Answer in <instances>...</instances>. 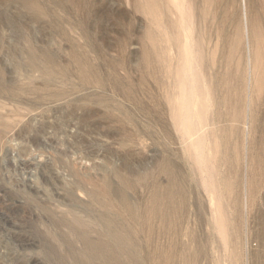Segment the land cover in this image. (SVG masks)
Wrapping results in <instances>:
<instances>
[{
    "label": "rangeland",
    "instance_id": "1",
    "mask_svg": "<svg viewBox=\"0 0 264 264\" xmlns=\"http://www.w3.org/2000/svg\"><path fill=\"white\" fill-rule=\"evenodd\" d=\"M185 1L0 0V264H264V2ZM104 178L109 195L85 186ZM82 235L107 244L94 258Z\"/></svg>",
    "mask_w": 264,
    "mask_h": 264
},
{
    "label": "bare ground",
    "instance_id": "2",
    "mask_svg": "<svg viewBox=\"0 0 264 264\" xmlns=\"http://www.w3.org/2000/svg\"><path fill=\"white\" fill-rule=\"evenodd\" d=\"M134 1V7L135 8H137V9H139V10H141V11H143L144 13H148V14H153L155 11H156V9H157V0H133ZM243 1V8L245 9V8H247V6H246V1L245 0H242ZM218 2H221L220 0H186L185 1V3H187V7H189V9H191V11H194L195 12V10L196 11H198V13H199V11L200 10H202L203 12L204 11H206V10H208L210 7H214L215 5H217L218 4ZM228 2V1H227ZM263 2H264V0H263ZM264 4V3H263ZM200 8V9H199ZM193 12V13H194ZM198 13H194V16L195 17H197V14ZM199 14H201V11H200V13ZM223 15H225V12H224V10L222 11H220L219 13H218V18H221ZM245 19H246V21H248V23H249V25H250V31L248 32V35L250 34V37L252 38V40H254V41H259L261 38H262V32H261V29L259 28V26L256 24V19H255V17L253 16V15H247L246 13H245ZM239 24V20L238 19H235V25H238ZM235 32H233V34L231 35V36H233V38H236V36H239V28H238V26L235 28V30H234ZM220 36L223 38V39H226V38H228V37H230L224 30H221L220 31ZM142 38H145V39H152V33L149 31V30H144L143 32H142ZM202 45L200 44V46L199 47H201ZM145 49H147V48H145ZM148 55V54H147ZM147 57V56H146ZM256 57H257V55H256ZM81 67V66H80ZM82 69H83V67H81ZM84 72H86L85 70H84ZM81 73L82 75L84 74V75H86V73ZM263 74H264V70L263 69H260L259 71H258V75H257V78H258V86H261L262 85V82H261V80H262V77H263ZM83 75V76H84ZM222 82L226 85V86H230V83L228 82V81H224V79L222 78ZM197 87V86H196ZM193 91H195V90H193ZM192 91V92H193ZM196 91H198V90H196ZM187 113V112H186ZM228 115V114H227ZM226 115V116H227ZM225 116V115H224ZM236 116V115H235ZM230 118V117H229ZM232 118H234V117H232ZM227 119H228V117H227ZM185 122H186V125H187V119L186 120H184ZM185 122H183L184 123V125H185ZM226 124H227V122H226ZM221 125H222V123H221ZM189 128V127H188ZM221 129V128H220ZM224 131V130H223ZM207 133H208V131H207ZM223 136L225 137V135L223 134ZM221 138L219 141H217V142H215V144H214V149H216V150H218V152H221L222 154H226L225 153V151L227 150L226 149V147H227V145H228V143H227V141H226V138ZM228 139V138H227ZM165 162H163V164H164ZM160 164V163H159ZM162 164V163H161ZM161 166V165H160ZM160 166H159V168H160ZM170 168V167H169ZM157 170L156 171H158V166H157V168H156ZM162 169H163V171H161V172H163V174H166L167 172H168V174L170 173V171L172 170H169L168 169V167H167V165L165 166V165H162ZM166 171V173H164L165 171ZM169 170V171H168ZM160 172V173H161ZM113 174H114V172H113ZM168 174H166V175H168ZM173 174V173H172ZM122 175V174H121ZM170 175V174H169ZM220 175V174H219ZM116 176V175H115ZM171 177H173V175H170ZM104 177V176H103ZM102 177V178H103ZM129 177V176H128ZM215 177H216V174H215ZM221 176H219V179H217V184L216 185H218V188L219 187H222V188H226L228 185L230 186V180H227V179H222V178H220ZM86 179H88V177H85ZM90 178V177H89ZM100 178V177H99ZM217 178H218V176H217ZM106 179V180H105ZM119 179V178H118ZM118 179H116L117 181H118V183H119V181L121 182V183H119V184H121V185H123L122 187L124 188H126V187H128L129 185H130V182L126 179V178H124V177H120V180H118ZM150 179H152V178H150ZM168 179H169V176H168ZM89 180V179H88ZM88 180H87V182H88ZM131 180V179H130ZM176 180V179H175ZM174 180V181H175ZM214 180H216V179H214ZM83 181V180H82ZM107 181H109V180H107V178H104V180L102 181V182H100L99 184H97V183H95V182H93V180L91 181V179H90V182L89 183H87L86 182V180H85V182H86V184H85V186L87 185V184H90V183H92V184H96V186L99 188V190H100V192H103L102 194H105V195H109L110 194V190H109V186H111L112 184H111V182H109L111 185H109L108 184V182ZM174 181H173V178L169 181H165L166 183H165V188H164V190L162 191V192H159L160 190H155V188H154V190H153V185H152V189H150V191L148 192V194H147V196H146V202L144 203V205H145V217L146 218H151V217H153V215H155L157 212L159 213V209H161L162 207H161V205L162 204H164V203H162L164 200H169V201H171L172 199H174L175 198V200H176V197L177 196H175V191L177 190V188L175 189V187L174 186H172V185H174ZM212 181H213V177H212ZM84 182V183H85ZM153 182V181H152ZM151 182V183H152ZM79 185V184H78ZM80 185H82V184H80ZM120 185V186H121ZM150 185V184H149ZM177 185V184H176ZM119 186V185H118ZM178 186V185H177ZM78 187H82V186H77V188ZM112 187V186H111ZM155 187V186H154ZM161 187H164L163 185L161 186ZM83 188H84V185H83ZM82 188V189H83ZM150 188H151V185H150ZM156 188H157V186H156ZM81 188H79V190H80ZM114 189H116L115 187H114ZM220 189V188H219ZM84 190H85V188H84ZM92 190V189H91ZM122 190V189H121ZM179 190V189H178ZM177 190V191H178ZM116 191H119V189L117 188L116 189ZM123 192L125 191V189H123L122 190ZM146 191V190H145ZM147 191H148V189H147ZM181 191V190H180ZM179 191V192H180ZM86 192V191H85ZM121 192V191H120ZM177 195H178V193H177ZM180 196V195H179ZM110 198L111 199H113L112 198V196H110ZM145 198V197H144ZM143 198V199H144ZM118 199V198H117ZM127 198H125L124 196H120V199H118V202H116V204L118 205V207L119 208H123V209H127V208H129L130 207V202H128V200H126ZM179 199V197H177V200ZM182 199H180V201H181ZM179 203V202H178ZM166 205V204H165ZM164 205V206H165ZM167 205H168V203H167ZM176 205V204H175ZM181 205V204H180ZM171 206V205H170ZM172 208H173V205L171 206ZM141 208V207H140ZM142 208H143V204H142ZM141 208V209H142ZM177 208V207H176ZM179 208V207H178ZM163 209V208H162ZM171 209V208H170ZM175 209V208H174ZM163 211H165V210H163ZM177 211V210H176ZM162 211L160 210V213H161ZM169 212V211H168ZM140 213H141V210H140ZM158 213H157V216H159L158 215ZM163 213V212H162ZM170 213V212H169ZM176 213V212H175ZM172 214V213H171ZM177 214V213H176ZM162 215V214H161ZM167 215H169V214H167ZM167 215L165 216V219H164V217L162 218V220L164 221V222H166V217H167ZM163 216H164V213H163ZM171 216V215H170ZM173 217V216H172ZM102 218V217H101ZM99 219L100 220V222L102 223V225L105 227V228H108V227H111V226H113L112 224H111V222H110V220H108L107 218L106 219ZM169 218V217H168ZM168 218H167V220H168ZM223 220H225L224 218H222ZM115 224V223H114ZM162 224V223H161ZM167 224H168V222H167ZM166 224V225H167ZM117 225V224H116ZM221 225H222V232H225V228H226V226H225V222L224 221H222L221 222ZM164 226V225H163ZM117 227V226H116ZM116 227H111L110 228V230H108V235H110V237H111V239L114 241V243L116 244V245H122L123 246V244L125 245H127V246H131V244L133 243V242H131V240L128 238V236H127V234H125V232L124 231H122L121 232V230L122 229H117ZM167 227V226H166ZM165 228V227H164ZM124 233V234H123ZM81 235V234H80ZM81 238L80 239H82V237H83V235L82 236H80ZM84 237H85V235H84ZM84 237H83V240H82V244L84 245V247H85V249L87 248V249H89L90 250V253H88L90 256L91 255H93L92 257H94V255L95 256H97L98 254H99V248L100 247H102L103 248V245H105V244H107V243H102V242H100V241H92V240H90V239H84ZM130 244V245H129ZM133 245V244H132ZM95 258V257H94Z\"/></svg>",
    "mask_w": 264,
    "mask_h": 264
}]
</instances>
